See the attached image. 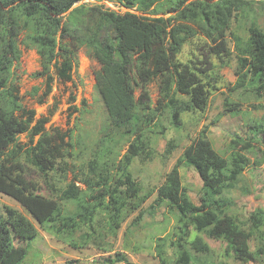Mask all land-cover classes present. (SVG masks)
Masks as SVG:
<instances>
[{"label": "trees", "instance_id": "16d2710c", "mask_svg": "<svg viewBox=\"0 0 264 264\" xmlns=\"http://www.w3.org/2000/svg\"><path fill=\"white\" fill-rule=\"evenodd\" d=\"M80 1L0 0V193L31 217L11 207L0 214V264H21L39 230L58 237L80 234L87 244L95 235L103 238L102 231L117 238L129 219L131 231L162 207L176 215L173 232L155 240L163 264L168 249L173 264H210L206 257L213 249L201 235L192 239L193 231L225 242L226 251L241 263L263 264L264 208L241 221L229 212L235 203L229 195L243 181L249 156L264 148V124L251 126L249 138H233L223 152L209 133L224 117L246 114L245 103L264 110V102L252 104L264 100V28L259 25L264 0H106L135 13L74 8ZM22 47L39 57L40 70L33 77L43 79L40 104L56 81H73L80 50L98 64L95 91L106 126L89 156L86 147L76 150L74 130L46 128L53 111L37 118L24 105L17 73ZM228 68L236 78L233 84L222 74ZM154 83L156 103L149 90ZM221 88L228 94L221 93L218 113L188 138L160 184L145 192L132 172L134 162L160 157L166 166L181 144L169 139L160 154V140L170 129H183L186 117L206 118ZM22 135L29 143L21 142ZM183 167L193 168L202 181L198 203L183 183ZM43 185L51 197L41 194ZM104 263L131 264L120 252Z\"/></svg>", "mask_w": 264, "mask_h": 264}, {"label": "rangeland", "instance_id": "374dc122", "mask_svg": "<svg viewBox=\"0 0 264 264\" xmlns=\"http://www.w3.org/2000/svg\"><path fill=\"white\" fill-rule=\"evenodd\" d=\"M81 5L103 6L119 13H135L134 10L115 6L106 0H81L74 8ZM62 17L66 20L67 14L62 15ZM249 23L250 21L246 20L244 25L247 26ZM259 25L264 28V17L259 19ZM21 49V66L17 73L24 105L34 109L37 118L48 116L53 111L54 114L51 116L46 128L48 130L59 128L63 132L74 130L76 150L79 151L86 147L89 149V151L87 150L89 156L92 148L104 138L102 131L106 126V114L95 91L94 69L98 67V64L86 56L84 49L80 50L78 53L79 68L74 72L73 81L66 84L56 81L51 95L45 99L43 104H40L39 100L44 92L43 79L33 77V74L40 70L39 57L34 50H26L23 47ZM188 49L189 47L186 46L182 59H185ZM222 74L226 81L232 84L235 82L236 78L229 68L224 69ZM35 87L41 88L36 94L33 91ZM149 90L153 102L156 103L159 97L158 86L155 83L150 84ZM222 92L228 94L227 89L224 88L214 94L211 98L209 110L205 114L206 118L189 119L186 117L184 118L183 129L179 131L170 129L167 139L160 140L157 148L160 154L163 153L165 143L169 139H177L181 144L166 166L161 163L160 157L146 163L134 162L131 168L132 172L145 192H149L160 184L164 173L173 167L181 157L183 148L189 144L188 138H194L204 124L208 122L207 118L211 119L218 113V107L223 98ZM84 100L87 101L86 106L83 104ZM258 102H264V100H252V104ZM244 106L246 114L237 117L226 116L218 124L211 127L209 137L217 150L223 152L235 137L249 138L251 136V126L264 124V110H255L250 103H245ZM74 107H77L79 112L74 113ZM75 123L78 124V127ZM20 140L23 143H29L30 139L27 135H22ZM126 150L127 146L122 150V154ZM262 150H264L263 147L249 156L251 163L244 174L243 181L229 195L235 202L230 207L229 212L236 215L241 221L246 222L257 209L264 208V151ZM181 175L191 198L195 203H198L202 181L197 172L193 168L183 167L181 168ZM246 189L249 194L244 193ZM41 194L51 197V193L44 185ZM153 198L154 196L148 198L143 207L148 208ZM5 207L17 209L31 219L17 201L0 193V214H4ZM70 208L73 209V206H70ZM131 219L124 225L117 238L108 236L107 233L102 231L105 235L103 238L95 235V239L87 244L81 240L80 234L73 237H58L44 230H39L41 235L27 245V255L21 264H105L104 260L110 255L114 256L117 252L126 254L131 264H163L156 255L155 240L159 236H166L173 232L176 223L175 213H170L167 208L162 207L157 209L154 216L145 215L140 225L130 231L127 226ZM35 225L39 228L38 224L35 223ZM197 235L205 237L213 246V254L206 257L208 263L246 264L235 260L234 256L226 251L225 242L209 239L196 231L192 232V239ZM111 247L113 252L109 253L108 250ZM167 251V257L171 258L172 251L170 249ZM168 258L167 264H173V261L168 260Z\"/></svg>", "mask_w": 264, "mask_h": 264}, {"label": "crops", "instance_id": "0c3cea01", "mask_svg": "<svg viewBox=\"0 0 264 264\" xmlns=\"http://www.w3.org/2000/svg\"><path fill=\"white\" fill-rule=\"evenodd\" d=\"M204 239L208 242V244L211 246V248L213 249V246L210 244V242L204 237Z\"/></svg>", "mask_w": 264, "mask_h": 264}]
</instances>
